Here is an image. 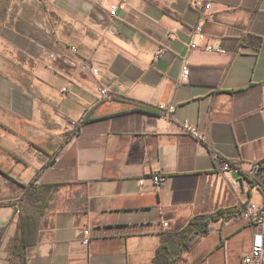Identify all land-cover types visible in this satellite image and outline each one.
<instances>
[{
	"label": "crops",
	"instance_id": "crops-1",
	"mask_svg": "<svg viewBox=\"0 0 264 264\" xmlns=\"http://www.w3.org/2000/svg\"><path fill=\"white\" fill-rule=\"evenodd\" d=\"M206 1L207 21L192 0H0V264H241L243 202L264 205V174L241 178L264 161V0Z\"/></svg>",
	"mask_w": 264,
	"mask_h": 264
},
{
	"label": "built area",
	"instance_id": "built-area-1",
	"mask_svg": "<svg viewBox=\"0 0 264 264\" xmlns=\"http://www.w3.org/2000/svg\"><path fill=\"white\" fill-rule=\"evenodd\" d=\"M192 6L194 9L203 11V16L201 18L202 21H207L209 19V13L208 11L211 10L212 6L210 2H207L206 0H192ZM118 10L117 5H113L111 7V14L113 16L116 15ZM168 38L173 40L174 36L173 34H169ZM206 41V36L203 32V24L199 23L193 30L191 40L188 44V50L190 52L198 50L200 43ZM73 51H76L75 48H72ZM206 52L207 53H215V54H226L227 51L221 48L220 46H213L210 44H206ZM190 74V67L187 59L185 60V64L183 66V72H182V78L183 80L188 79ZM112 96L106 89H99V99H110ZM175 112L174 106H169L162 117L164 119H170L171 116ZM183 129L191 134L194 138H197L200 141H205V138L197 132L193 127L190 126L187 122H185ZM79 133V124H76L74 126L72 135L76 136ZM262 163H256L253 166V172L248 176H241L243 180H246L247 183L250 186H254L257 189H262V185L260 183H257L254 179V173L258 172L261 169ZM221 173L225 175L230 174H236V175H242L241 169L234 164H231L230 162H223L221 165ZM154 182L157 186H160L162 184L163 179L160 175H156L154 177ZM240 185L239 180L235 179L231 182L232 188H238ZM244 206V212L242 216L246 218L247 220L254 222L256 224L257 230L255 231L252 239L251 244V250L248 254L243 256L241 264H264V205L256 204V203H248L243 202ZM164 227L168 228L169 223H164ZM84 240L83 244L88 245L90 243V232L89 230L84 231Z\"/></svg>",
	"mask_w": 264,
	"mask_h": 264
},
{
	"label": "trees",
	"instance_id": "trees-1",
	"mask_svg": "<svg viewBox=\"0 0 264 264\" xmlns=\"http://www.w3.org/2000/svg\"><path fill=\"white\" fill-rule=\"evenodd\" d=\"M135 110H146V111H150V109L148 108H145V107H142V106H139V105H136L134 107ZM1 126H3L2 123H0ZM34 146L40 148V149H43L42 146H41V142H31ZM45 150V149H44ZM46 152V151H45ZM13 157H15L16 159L18 158L15 154H13ZM258 172H262V174H264V161L262 163V166H261V169L258 171ZM0 173L6 177L9 176V172L8 170L6 169V167L3 165V164H0ZM224 214L223 211H220L216 216H213L211 218H205L204 216H196L194 218H192L190 220V222L188 223V225L186 226V228L184 229V231H194L195 228H198L196 230V232L193 234V236L191 237V241L194 239L195 235H205L208 233L209 231V224L211 223V221L213 219H215L216 217H219V216H222ZM226 214L228 216H235L237 214H239V212L235 211V210H229L228 212H226ZM241 215V214H240ZM183 236H182V239L183 237H186V235L182 232ZM171 239H168L167 238V241H169ZM173 240V239H172ZM191 241H189L188 243H184V246L182 248L181 251H190L192 248H193V243H191ZM166 242V241H165ZM179 246L181 244H183V241H181V237H180V240L178 242ZM165 248H166V243H165ZM174 252H176L175 249H173Z\"/></svg>",
	"mask_w": 264,
	"mask_h": 264
},
{
	"label": "rangeland",
	"instance_id": "rangeland-1",
	"mask_svg": "<svg viewBox=\"0 0 264 264\" xmlns=\"http://www.w3.org/2000/svg\"><path fill=\"white\" fill-rule=\"evenodd\" d=\"M11 138H12V140H13L12 142H16V141H15L16 138H15L14 136H12Z\"/></svg>",
	"mask_w": 264,
	"mask_h": 264
}]
</instances>
